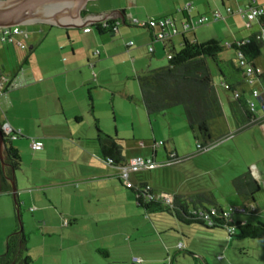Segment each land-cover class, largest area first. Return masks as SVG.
Instances as JSON below:
<instances>
[{"label":"crops","instance_id":"obj_1","mask_svg":"<svg viewBox=\"0 0 264 264\" xmlns=\"http://www.w3.org/2000/svg\"><path fill=\"white\" fill-rule=\"evenodd\" d=\"M205 1L208 8L202 9L201 6ZM226 1L229 0H215L214 5H211L208 0H193L197 7L193 8L189 19L193 20L201 15L199 13L201 9L212 12L211 15L217 11L224 15L222 7L225 6ZM100 2L103 3H94L91 6L89 2L84 8L88 12L84 17L108 13L114 9H124V16L121 13L113 15V18L119 19L114 36L98 35L92 28L85 32L84 29L90 28L91 25L80 28H63L37 23L30 24L31 27H22L28 33L27 39L20 38L25 42L26 49H21L13 43L0 41V87L5 85L7 80L15 85V87L5 86V90L0 93V123L9 124L21 135L20 139L12 142L13 147L19 151L21 156V165L15 170L21 215L24 225L27 222L42 231L50 232L59 228L70 231L77 227L83 218L99 219L103 218L104 214H115L117 205L123 199L121 189L124 184L118 178L119 170L103 160L96 141L97 133L89 134L88 132L86 134L76 127L77 124L85 121L88 114L92 116L94 114L95 100L90 90L94 89L96 91L94 95L101 97L100 90L103 86L118 84L116 80L113 81L107 76L106 64L110 63L113 58L124 57L129 60V69L125 77L134 79L142 71L166 66L165 53L170 49L181 48L182 36L172 37L164 43L153 42V35L157 33V30L151 31L135 26L133 21L145 22L172 15L177 25H180L187 17L178 13V10L189 1L106 0ZM256 2L264 9V0H256ZM256 22L258 21H254ZM185 36L193 41L204 42L210 37L215 38L221 35H199L198 32L191 31ZM218 39L221 41L222 38ZM238 39L239 37L235 36L228 45L242 41ZM130 42L134 44L130 45ZM150 46L154 48L152 53L148 51ZM97 50L100 52L99 56L95 55ZM254 64L264 71V57L258 58ZM114 69L117 68L110 67V70ZM221 89L222 92L218 90L217 93L222 103L228 131L234 135L242 132L246 137L250 152L255 156L253 161L239 168L235 177L243 174L248 167L253 177L261 184L262 181L264 182V126L248 125L247 115L237 107L233 94L222 87ZM245 89L247 92L245 97L251 98V88L246 86ZM260 90L263 91L261 85ZM111 93L112 97L118 96L120 100H124L127 106L133 104L132 100L135 98L141 117V112L145 110V107L137 90L132 92L116 86ZM112 102L115 105V101L112 100ZM256 103L257 113L260 114L261 102L256 100ZM176 114V111H172L168 115L170 117L166 118L165 124L162 123L163 127H168L169 137L162 147L165 155L161 158H159L161 147L155 148V141L148 150L142 148L147 146L144 144H139V147L134 146L127 153L123 149L127 162L134 157H153L157 163L161 164L153 170L143 169L132 173L130 180L133 185L148 184L137 180L136 174L142 171H156L167 177V181L164 180L162 185L158 184L154 187L148 184L158 196L171 195L172 197L189 198L204 190L214 194L213 188H205L198 182L200 179L198 173H190L179 179L177 183L173 182L171 170L175 166L185 160L195 161L197 156L202 155V153H196L190 143V150L183 152L181 163L170 162L171 158L168 153H176L179 156L175 142L177 133L173 130L176 123L173 118ZM178 115L184 116L181 109ZM95 120L100 128L99 120L96 118H94V128ZM115 128L119 134V125ZM114 133L117 137L116 130ZM32 139L42 141L43 149L33 150ZM165 144H168V148ZM169 163L171 164L168 165ZM8 168L6 167V171L9 170ZM8 178L10 181L12 173ZM233 179L229 182L231 185H228V188L232 186V189H228L229 195H227L231 197L237 195L232 184ZM214 184L218 186V181ZM218 191L224 196L222 190ZM222 196L216 199L223 208L222 203L227 202L221 198ZM8 197L13 200L16 224L19 225L17 206L12 192L10 195L1 194L0 256L5 254L8 236L14 233L16 228ZM257 197L255 215L238 214L234 216V220L251 223L264 220V206L256 203L258 202ZM133 198L135 199L134 195ZM127 199L128 204L134 206L132 197L127 196ZM239 201L236 204L237 208L248 209L250 207L249 203H245L240 198ZM18 262L20 260H15L11 264Z\"/></svg>","mask_w":264,"mask_h":264},{"label":"rangeland","instance_id":"obj_2","mask_svg":"<svg viewBox=\"0 0 264 264\" xmlns=\"http://www.w3.org/2000/svg\"><path fill=\"white\" fill-rule=\"evenodd\" d=\"M94 1H91L89 6L94 3H103L100 1L106 0ZM187 1L194 4V9L197 7L193 0ZM208 2L214 5L215 0H208ZM247 3V0L226 1L225 6L222 7L225 19L213 21L193 30L198 32L199 35L214 36L220 34L221 36L210 37L209 40L199 43L222 38L221 42L228 46L235 36L239 37L238 40L243 41L252 34L257 33L260 29L258 22H256L257 24L253 22L250 27H247L240 14L228 15L226 13V7H231L237 13L239 8ZM201 7L207 9V2L205 1ZM202 9L199 10V13L212 19V12H206ZM31 26L24 25L21 27ZM179 50L180 48L177 47L176 51ZM26 52L28 53V50ZM167 53H165L164 58L166 64L168 63ZM235 56L236 53L233 50L226 48L220 59L228 60ZM262 57H264V48ZM208 65L214 80L217 82L219 79L218 67L210 60H208ZM106 66L107 76L113 81L116 80L118 84L109 85L108 87L103 86V89L100 90L101 97L94 95L96 94L94 89L90 90L95 100L94 114L93 116L88 114L84 122L77 124L78 129L86 134L88 132L89 134H95L94 118H96L99 120L101 131L108 136L114 137V130L117 131V138L123 141L122 146L126 153L136 145L139 147V144L147 145L142 148L148 150L154 141L157 143L167 142L169 129L163 127L162 123L167 121V117H170L168 116L169 113L176 111L177 114L173 118L176 122L173 130L177 133L175 142L179 157L182 158L184 156L183 152L190 150V143L192 149L196 151V144L193 141L186 118L178 115L180 109L184 113L183 106L172 108L166 115L151 117H148L147 113L144 112L145 110H142L143 113L141 112L140 117L135 98L132 100L133 104L127 106L124 100H120L118 96L116 98L112 97L111 93L117 86L132 92L137 90L140 96L137 81L125 77L129 69V60L124 57H116ZM110 67L117 69L110 70ZM216 89L222 92L221 87L217 85ZM139 96L138 98H140ZM112 100L115 101V105ZM119 102L121 103L118 105ZM88 111L90 112V109ZM131 120L135 122L133 123ZM118 125L119 134L115 128ZM165 147L168 148V144H165ZM163 155H165V152L161 147L159 148V158ZM254 158L255 156L248 148L246 137L241 132L203 152L202 155L196 157L195 161L185 160L178 164L171 170V177L173 182L177 183L179 179L190 175V173H198L200 177L198 182L205 188H213L212 190L216 194L214 195L215 198L222 196L218 190L224 192V196L221 198L227 203H222V205L224 206L223 209L228 212L231 208H237L236 204L240 202L237 195L227 196L229 195L228 189H232V186L228 188V185H231L229 182L238 174L240 167L247 165ZM247 168L245 172L248 170ZM136 176L137 180L145 181L154 187L158 184L162 185L165 182L164 180L167 181L165 174H159L156 171H142ZM217 181L218 186L214 184ZM260 187L259 196L257 197L258 202L256 203L264 206L263 181ZM121 191L123 192V196H121L123 199L117 205L115 214H104L103 218L99 219L83 218L80 220L79 225L70 231L59 228L47 232L36 226L33 227L27 222L25 225L23 224V233L27 239V250L23 251L22 258L29 257L30 264H264L263 239L230 238L226 233L219 230L207 231L197 226H183L167 215H148L145 210L137 206L132 191L128 190L125 184ZM127 196L132 197L134 206L128 204ZM7 199L11 203V211L17 227L13 200L11 197ZM179 247L182 250H179ZM100 250L103 253H100ZM185 250L195 254L198 259L195 260ZM17 264L22 263L18 262Z\"/></svg>","mask_w":264,"mask_h":264},{"label":"trees","instance_id":"obj_3","mask_svg":"<svg viewBox=\"0 0 264 264\" xmlns=\"http://www.w3.org/2000/svg\"><path fill=\"white\" fill-rule=\"evenodd\" d=\"M247 1L248 3L240 7L237 11L245 20V23L244 13H241L240 10L248 11L252 7V1H255V4L260 6L256 0ZM187 4L190 5L187 6ZM225 9L228 15L235 14L231 7H226ZM192 10L193 4L190 2L185 3L178 10V13L187 17L180 25H177L172 15L150 19L149 21H145L143 25L134 23L135 26L141 28H147L151 31L157 30V33L153 35V42L158 41L164 43L172 37L182 36L180 50L170 49L168 51L166 56L168 63L166 66L142 71L134 79L139 85L140 97L148 117L165 115L172 108L183 106L184 116L193 141L196 144V153H203L223 140L234 136V134L228 131L224 118V110L217 93L216 85L233 94L237 107L247 115L248 125L264 126L263 123H252L251 116L245 107V100H255L252 93L254 89L260 90V85L249 86L251 88V98L245 97L247 93L245 87L248 85H246L247 79L244 66L241 65L242 61H245L247 64H254L262 55L264 43L258 38L259 32L252 34L243 41L235 42L228 46L220 40H210L205 43L190 40L185 35L193 31L196 27L225 19V16L217 11L215 13H220L221 18L216 19L214 13L212 19L206 15H199L195 19L190 20ZM87 14L88 12L86 10L82 11V16H86ZM200 18H206V20L202 24H196L195 22ZM263 18L264 16L261 18V23L264 26ZM165 19L173 20L178 33L168 36L165 40H159L157 38L158 34L163 31L162 29L167 28H161L158 23L152 27L148 22L154 20L158 22ZM189 22H192V24L185 30L184 25ZM118 23V18H112L105 22L94 23L87 30L90 31L92 28L98 35L114 36ZM84 31L88 32L86 29ZM167 32H169V29ZM133 44V42H130V45ZM226 48L233 50L236 56L228 60L220 59V56ZM150 49L152 50L150 51ZM148 51L152 53L154 48L150 46L148 47ZM99 54L100 52L97 50L95 55L99 56ZM208 60L212 61L219 69V79L217 82L211 74ZM260 80L264 96V74L260 77ZM225 85H228L229 89H226ZM235 92L240 93V97L237 99ZM0 127H2L1 123ZM95 130L97 133L96 141L99 145L103 160L107 164L118 168L120 173L119 168L128 163L123 155V141L116 136L111 137L103 133L98 127L97 120H95ZM4 138L6 143L4 157L5 163L9 166V170H7L8 172L3 170L0 160V195H10L12 186L10 181H8V177L11 176L12 169L17 170L20 167L21 156L19 151L12 145L14 140H11L10 136L6 135H4ZM20 138L21 135L18 134L17 139ZM160 146L164 147V142H155V148H159ZM168 156H170V162L172 163H181L183 161V158H180L176 153H168ZM148 158L153 159V157ZM119 180L121 181L120 178ZM121 183L123 184L122 181ZM232 184L238 197L245 203L251 205L248 209L244 207L231 208L230 211L226 212L214 194L206 190L194 194L189 198L173 196L172 203L167 205L164 203L162 196H158L148 184H138L126 188L132 191L137 206L145 210V213L148 215H167L174 218L183 226H197L207 231L219 230L226 233L230 238L264 239V220H259L255 223L234 220L235 215H255L257 212L255 201L261 189L259 182L248 169L243 174L235 177ZM150 196H153V198L150 199ZM18 230L19 225L15 228V232L8 236L7 250L5 254L0 256V264H11L15 260H20L22 264L31 263L29 257L22 258L21 256L23 251L27 250V239L24 234H18ZM179 250L182 249L179 247ZM99 252L103 253L101 250ZM185 252L191 254L195 260L198 259L195 254L187 252L186 250ZM104 254L107 255L106 252Z\"/></svg>","mask_w":264,"mask_h":264},{"label":"built area","instance_id":"obj_4","mask_svg":"<svg viewBox=\"0 0 264 264\" xmlns=\"http://www.w3.org/2000/svg\"><path fill=\"white\" fill-rule=\"evenodd\" d=\"M190 4H187L189 6ZM229 11V9H228ZM241 13H244L243 16L246 19V26L249 27L254 21H258L260 24V30H259V36L258 38L264 43V26L261 23V18L264 16V9L261 6H258L255 4V1H252V7L249 8L247 11L240 10ZM216 19L221 18L220 13H215ZM206 18H200L198 21H196V24H202L203 21H205ZM133 23L138 25H143L145 22H139L137 20H134ZM150 26H155L157 23L161 28H167L162 29L163 31L158 34L157 38L159 40H165L170 35H175L178 33V30L176 29L173 20L171 19H165L160 20L158 22L150 21L148 22ZM192 22L186 23L184 25V29L186 30L188 27H190ZM169 27V28H168ZM169 29V32L167 30ZM86 31H88L86 29ZM20 38L27 39L28 33L22 29L21 26H13V27H6V28H0V41L13 43L20 47L21 49H26V44L24 41H21ZM132 44V43H131ZM152 49H150L151 51ZM97 53V52H96ZM241 65L244 66L245 75H246V81L248 86L254 85L258 86L261 85L260 77L264 74V71L261 67H258L254 64H247L245 61L241 62ZM9 87H15V85L12 84L9 80L6 81V84L0 87V93L5 90V86ZM226 89H229L228 85H225ZM253 98L256 100H260L261 102V113L258 114L256 112V103L255 100H245V107L251 116V122L252 123H263L264 124V96L263 91L254 89L253 90ZM236 99L240 97L239 92H235ZM1 130L3 132V135L10 136L11 140H16L17 135L20 134L19 132L14 131L9 124L3 123ZM31 147L35 151H40L43 149V142L32 139L31 140ZM169 163L168 165H170ZM161 166V164L155 162L151 158H144V157H134L130 161H128L127 164H124L121 166L119 178L121 181L126 185V187L133 186V183L130 180L131 174L143 169L146 170H153ZM153 196H150V199H152ZM163 201L165 204L170 205L173 201V197L170 195L162 196Z\"/></svg>","mask_w":264,"mask_h":264},{"label":"water","instance_id":"obj_5","mask_svg":"<svg viewBox=\"0 0 264 264\" xmlns=\"http://www.w3.org/2000/svg\"><path fill=\"white\" fill-rule=\"evenodd\" d=\"M94 0H0V28L24 26L30 24H49L63 28H80L94 23L105 22L113 18L116 13L125 15L124 9H114L108 13L82 16L86 5ZM78 18L77 20H75ZM5 138L0 127V160L3 170L9 167L5 163ZM16 171L12 169V196L17 206L19 223L18 234H23V219L20 204L18 203L16 188ZM9 179V178H8Z\"/></svg>","mask_w":264,"mask_h":264},{"label":"bare ground","instance_id":"obj_6","mask_svg":"<svg viewBox=\"0 0 264 264\" xmlns=\"http://www.w3.org/2000/svg\"><path fill=\"white\" fill-rule=\"evenodd\" d=\"M78 18H76L75 20H77Z\"/></svg>","mask_w":264,"mask_h":264}]
</instances>
